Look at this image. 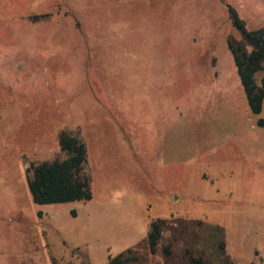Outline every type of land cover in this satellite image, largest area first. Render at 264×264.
I'll use <instances>...</instances> for the list:
<instances>
[{"label":"rangeland","instance_id":"374dc122","mask_svg":"<svg viewBox=\"0 0 264 264\" xmlns=\"http://www.w3.org/2000/svg\"><path fill=\"white\" fill-rule=\"evenodd\" d=\"M227 4L264 26V0H0V264L264 263V103ZM63 131L87 146L93 199L37 205L27 180L66 157Z\"/></svg>","mask_w":264,"mask_h":264},{"label":"trees","instance_id":"16d2710c","mask_svg":"<svg viewBox=\"0 0 264 264\" xmlns=\"http://www.w3.org/2000/svg\"><path fill=\"white\" fill-rule=\"evenodd\" d=\"M233 26L241 33L243 42L228 41V48L233 56L234 64L245 91L249 108L253 114H261L264 103V77L260 84L255 81L258 72L264 70V26L249 31L246 23L237 10L227 4ZM264 127V119L258 120ZM61 151L66 155L63 160L45 162L33 166V175L28 178V187L33 202L37 205L61 204L71 202H88L93 199L92 180L86 170L87 146L81 137L65 131L59 137ZM162 220L150 223L147 244L150 254L155 255L162 240ZM133 249L114 258L110 264H129L138 261ZM165 253H169L166 248ZM185 258L188 264H208L204 257L195 256L189 250Z\"/></svg>","mask_w":264,"mask_h":264},{"label":"crops","instance_id":"0c3cea01","mask_svg":"<svg viewBox=\"0 0 264 264\" xmlns=\"http://www.w3.org/2000/svg\"><path fill=\"white\" fill-rule=\"evenodd\" d=\"M109 263V262H108ZM264 264V263H263Z\"/></svg>","mask_w":264,"mask_h":264}]
</instances>
